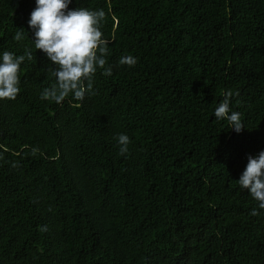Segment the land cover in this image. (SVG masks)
Returning a JSON list of instances; mask_svg holds the SVG:
<instances>
[{"label": "trees", "instance_id": "obj_1", "mask_svg": "<svg viewBox=\"0 0 264 264\" xmlns=\"http://www.w3.org/2000/svg\"><path fill=\"white\" fill-rule=\"evenodd\" d=\"M35 7L0 0V57H35L0 100V264H264V209L237 183L264 151V0H72L105 11L113 75L60 104L40 98ZM226 90L240 133L214 115Z\"/></svg>", "mask_w": 264, "mask_h": 264}, {"label": "clouds", "instance_id": "obj_2", "mask_svg": "<svg viewBox=\"0 0 264 264\" xmlns=\"http://www.w3.org/2000/svg\"><path fill=\"white\" fill-rule=\"evenodd\" d=\"M72 0H35L36 7L30 14L28 27L34 32V47L44 53L51 65L47 70L55 78V83L45 87L41 99L62 103L69 95L83 101L92 92L93 78L98 69L102 75L112 76V66L108 63L110 41L104 38L102 27L106 19L103 9L90 10L85 7L69 9ZM27 36L23 28L16 30L14 40L21 41ZM27 61H34L33 52L25 48L24 54L16 55L4 51L0 57V100H15L20 93V69ZM137 58L121 57L119 65L134 67ZM239 92L226 90L224 98L215 109V118L227 120L231 129L240 133L244 129L241 113L233 111L231 98ZM239 103V101H237ZM119 154L126 156L131 143L126 134L117 137ZM245 170L237 183L247 189L250 196L264 209V151L255 157L249 155ZM259 215L257 209L250 213ZM47 227L41 228L46 231Z\"/></svg>", "mask_w": 264, "mask_h": 264}]
</instances>
